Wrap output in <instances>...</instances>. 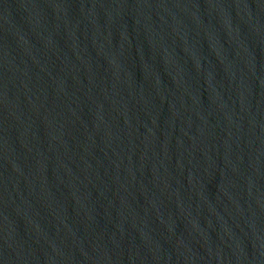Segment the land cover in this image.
Masks as SVG:
<instances>
[{
  "label": "water",
  "instance_id": "95a60500",
  "mask_svg": "<svg viewBox=\"0 0 264 264\" xmlns=\"http://www.w3.org/2000/svg\"><path fill=\"white\" fill-rule=\"evenodd\" d=\"M0 264H264V0H0Z\"/></svg>",
  "mask_w": 264,
  "mask_h": 264
}]
</instances>
